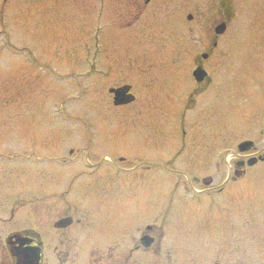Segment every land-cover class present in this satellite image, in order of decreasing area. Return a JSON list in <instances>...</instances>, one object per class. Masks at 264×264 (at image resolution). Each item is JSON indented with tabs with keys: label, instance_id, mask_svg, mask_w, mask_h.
I'll use <instances>...</instances> for the list:
<instances>
[{
	"label": "rangeland",
	"instance_id": "374dc122",
	"mask_svg": "<svg viewBox=\"0 0 264 264\" xmlns=\"http://www.w3.org/2000/svg\"><path fill=\"white\" fill-rule=\"evenodd\" d=\"M182 2L198 12L206 9L201 8L205 3L207 11H212L213 3L224 2L232 13L227 34L219 40L221 46L213 55L214 63L207 64L212 81L222 83V87L218 85L213 90V85L198 98L191 97L194 104L188 100L193 81L190 61L200 48L197 33L192 31L183 35L179 32L184 23L187 27L194 26L184 19L187 11L181 6L178 8ZM88 3V7L86 4L74 6L73 11L78 13L72 14L67 6H58L51 0H0V148L8 147L10 151L24 144L31 149L23 159L12 157V153L6 154L9 158L5 160L14 163L0 164V170L15 179L17 162H22L25 205L33 204L41 179L33 167L35 159L29 155L44 154L35 148L48 146L51 141H76L77 134L63 132L67 126L90 125L89 128L96 129L91 144L101 149L102 161L107 159L105 157L115 161L113 157L144 154L150 138L147 134L152 129L157 131L154 140L158 147L153 141L151 151L149 144L146 148L147 154H152L155 160L163 154L159 147L166 143L175 145L183 130L189 138L193 136V143L199 141V147L188 149L178 160L179 176L183 179L174 182L172 203L182 204L190 223L196 220L206 225L209 221L203 227L204 232L207 231L213 217L210 206L214 200L192 193L193 189H214L215 179L214 184L206 188L188 177L212 175L215 178L218 172L225 173L231 164L230 157L226 160L221 152L226 143L233 147L246 139L258 143L256 124L260 111H251V107L259 97L258 83L264 72V0H166L167 22L164 19L163 24L143 31H121L109 20L104 23L98 19V0ZM109 8L116 12L113 0H109L106 10ZM97 26L100 32H97ZM86 44L89 45L87 49ZM86 60L111 62L120 68V72L107 74L110 75L107 79L98 75L84 79L76 73L68 79H58L68 72L64 62L81 65ZM53 67L57 76L52 72ZM79 82H82L81 86ZM130 83L135 85L138 102L127 108H113L107 87ZM67 84L71 88H67ZM55 103L66 113L70 109L71 115L54 116ZM184 109L186 117L190 115L198 127L180 128L178 135L172 113L180 114ZM191 130H194L192 136ZM232 150L236 153L235 147ZM216 152L225 157L217 161V166L210 167ZM103 162L105 167L111 165L107 160ZM135 167V163H124L120 169L131 171ZM152 170L159 174L150 172V178L137 174L126 177L115 176L111 170L112 181L96 185L101 188L106 184L103 191L73 196L76 206H85L89 210V220L93 221L91 236L112 237L118 222L126 216L130 218L134 210L151 204L156 211L167 204L164 182L170 183L171 179H163L161 167ZM251 172L248 178L235 181L231 186L234 194L240 190L233 196L234 220L246 216L249 220L248 227H242L238 222L239 225L233 228L235 239L240 241L246 237L247 242V251L236 254L234 264H264L258 226L259 190L263 183L257 169ZM245 188L248 192L243 191ZM167 218L171 221L164 228V235H182L183 228L174 223L180 217L171 214ZM244 228H247L245 234ZM194 235L192 229L190 237Z\"/></svg>",
	"mask_w": 264,
	"mask_h": 264
},
{
	"label": "flooded vegetation",
	"instance_id": "af4514ba",
	"mask_svg": "<svg viewBox=\"0 0 264 264\" xmlns=\"http://www.w3.org/2000/svg\"><path fill=\"white\" fill-rule=\"evenodd\" d=\"M51 1L58 6H67L72 14L78 13V11H73L74 6L78 8V5L86 4L88 7L89 4V0ZM113 1L116 12H112L110 8L109 11L106 10L109 0H98L100 5L98 19H102L104 23L109 20L110 23L119 27L118 30L143 31L153 25L163 24L164 19L165 23L167 22V17L164 14L166 0ZM180 6L181 9L187 11L184 16L187 24L193 23L194 26L187 27L184 23L179 32L186 35L187 32L193 31L198 35L197 42L200 51L190 61L192 72L200 69L205 73L203 80L199 83L192 78V91L188 100L194 104L191 97L198 98L213 85H215L213 90L218 85L222 87V83L218 84V82L212 81L208 65L214 63L213 55L221 46L219 40L227 34L232 13L224 2L213 3L212 11H207V3L201 7L206 9H201L200 12L188 7L184 2L178 4L179 9ZM220 26L223 28L220 29ZM219 29L220 33L217 32ZM96 30L101 29L97 26ZM85 48H89V45L86 44ZM108 63L98 60H86L81 65H76L74 62L65 64L64 62V67L68 69V72L63 76L68 79L76 73L84 79L94 75L107 79L110 76L107 74L112 73L113 75L114 72H120L118 66L111 62ZM132 66L134 67V65ZM226 68L228 69V65ZM261 76V81L258 83V85L260 84L259 97L251 107V111L255 109L260 111L256 124L259 128L258 143L255 144L252 139L243 140L234 146L236 153L232 150L234 149L233 145L226 143L227 146L223 147L221 152L225 154L226 160L230 157L231 164L225 173L220 171L215 178H212V175L188 177L194 182H200L206 188L216 183L214 189H193L194 193H192L200 197L205 195V198L214 200L210 206L213 217L207 231L204 232L203 227L209 221L206 225H202L200 221L196 222V220L190 223L186 219L185 208L182 207V204L172 203L171 198L174 196L175 180L183 179L179 176L181 171H179L178 160L185 155L188 149L199 147L197 144L199 141L193 143L194 130L190 131L192 136L190 138L187 136L188 133L183 130L181 136L178 134L180 128L186 127L190 130L198 127L190 115L186 117L184 109L180 114L172 113V120H175L174 125L180 137L179 141L175 145L166 143L159 147L163 149V154L156 156L155 160L152 154H147L148 149L146 148L149 144L151 151L154 142L156 148L158 147L154 140L157 134L155 129L147 134L150 138L146 143L144 154L113 157L115 161H110L112 158L105 157L107 159L103 161L107 160L109 162L107 164L112 165L109 167H105L106 163L101 160L99 155L101 149L91 145L89 140L51 141L48 146L42 148L37 146L35 150H40L44 154L30 153L29 155L35 159L33 161L34 169L41 179L33 204L25 205V182L22 180L25 171L22 162H17L19 166H17L18 171L15 179H10L6 172L0 170V264H234V256L247 251L245 247L247 242L246 237H242L240 241L235 239L237 236L233 228L239 225L238 222H240V226L248 227L249 220L248 216L242 220H234L233 196L240 190L234 194L231 186L235 181L248 178L254 169L258 170V177L262 178L263 183V188L259 190L258 226L260 228V250L264 254V72ZM226 84L229 82L226 81ZM102 85L103 83H100V86ZM125 86L129 87L125 96L132 95V102L123 107H114L115 109L127 108V106L138 102L135 85L133 86L132 83L107 87V92L109 94L110 90ZM216 93L214 92V95ZM109 97L112 101L113 95L109 94ZM64 132L68 135L71 132L83 133L86 136L92 130L66 129ZM242 142H249L250 145L245 150L238 151L237 147ZM165 149L167 151H164ZM27 150L31 151L24 144L10 151L8 147H1L0 164L14 163L5 160L9 158V155H6L9 153L14 154L12 157L25 158V155H28ZM167 152L168 155H164ZM214 157L212 158L214 161L210 162V167L213 164L217 166V152ZM224 157L222 158L220 155V158L224 159ZM175 162L176 166H174ZM124 163H135L136 167L131 171H123L120 168ZM162 165L169 170H165ZM159 167L163 170L161 173L163 179H171L170 183L164 182L168 203L156 211L151 204L134 210L130 218L126 216L118 222L112 237L91 236L90 224L93 221L89 220V210L85 206L82 208L76 206L73 196L103 191L106 184L101 188L96 185L107 180L112 181L111 170L115 176L122 174V176L128 177L137 174L145 175L148 178L150 172L159 174L156 170H152L153 168L159 169ZM102 172L103 177H101ZM10 184L13 185L10 186ZM243 191L248 192V189L245 188ZM181 193L184 196L183 191ZM245 212L247 215L248 211L245 210ZM171 214L174 217L175 215L180 217L174 221L183 228V234L178 237L164 235V228H167L169 225L167 223L171 221L170 218H165ZM192 229L195 231L194 237H190ZM244 229L245 234L247 228Z\"/></svg>",
	"mask_w": 264,
	"mask_h": 264
},
{
	"label": "water",
	"instance_id": "95a60500",
	"mask_svg": "<svg viewBox=\"0 0 264 264\" xmlns=\"http://www.w3.org/2000/svg\"><path fill=\"white\" fill-rule=\"evenodd\" d=\"M220 29L223 28L222 26L219 27ZM220 29L217 30L218 33H220ZM193 77L197 82H201L205 76V73L201 71L200 69H197L193 72ZM128 91V87H123L117 90H111L110 93H113L114 98H113V105L114 106H120V105H125L128 104L132 101V97L130 95H126ZM250 145V143H242L238 149L239 151L245 150Z\"/></svg>",
	"mask_w": 264,
	"mask_h": 264
}]
</instances>
